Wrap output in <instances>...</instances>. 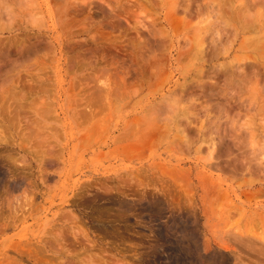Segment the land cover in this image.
I'll list each match as a JSON object with an SVG mask.
<instances>
[{"label":"rangeland","instance_id":"1","mask_svg":"<svg viewBox=\"0 0 264 264\" xmlns=\"http://www.w3.org/2000/svg\"><path fill=\"white\" fill-rule=\"evenodd\" d=\"M212 1L0 0V264H264V0Z\"/></svg>","mask_w":264,"mask_h":264},{"label":"bare ground","instance_id":"2","mask_svg":"<svg viewBox=\"0 0 264 264\" xmlns=\"http://www.w3.org/2000/svg\"><path fill=\"white\" fill-rule=\"evenodd\" d=\"M63 1V0H62ZM212 1V0H211ZM61 2V1H60ZM73 2V1H72ZM118 2V1H117ZM213 2V1H212ZM211 2V3H212ZM263 2V1H262ZM119 3V2H118ZM247 4V3H246ZM228 6V5H227ZM246 6V5H245ZM206 7V6H205ZM228 8V7H227ZM244 9V8H243ZM253 9V8H252ZM247 10V9H246ZM213 11V10H212ZM261 12V11H260ZM128 13V12H127ZM231 14V13H230ZM229 14V15H230ZM244 14H246V13H244ZM117 15V14H116ZM222 15V14H221ZM227 15V14H226ZM252 15H253V12H252ZM251 15V16H252ZM264 15V14H263ZM117 16H119V15H117ZM213 16V15H212ZM241 17H243V16H241ZM247 17V16H246ZM250 17V16H249ZM252 18H254V17H252ZM212 19V18H211ZM219 19V18H218ZM221 19V18H220ZM234 19V18H233ZM236 19H238V18H236ZM241 19V18H240ZM255 19V18H254ZM254 19H251V20H249L248 18H246V19H244V22H243V29L244 30H247L248 32H255V31H257L256 30V28H255V20ZM75 20V19H74ZM200 20V19H199ZM205 20V19H204ZM252 21H254V23L252 22ZM227 22V21H226ZM257 22V21H256ZM208 23V22H207ZM218 23V22H217ZM72 24V23H71ZM102 24V23H101ZM111 24V23H110ZM105 25V24H104ZM196 25V24H195ZM209 25V24H208ZM75 26V25H74ZM120 27V26H119ZM202 27H203V25H202ZM216 27V26H215ZM97 28V27H96ZM113 29V28H112ZM238 29V28H237ZM263 29V28H262ZM206 30V29H205ZM243 30V31H244ZM259 30V29H258ZM128 31V30H127ZM201 31V30H200ZM202 31H203V29H202ZM201 31V32H202ZM101 35H102V31L100 32V31H98ZM81 33V32H80ZM104 33V32H103ZM198 34H199V32H197ZM262 33V32H261ZM258 34H260V33H258ZM96 35V34H95ZM207 35V34H206ZM119 36V35H118ZM121 36V35H120ZM201 36H202V34H201ZM214 36V35H213ZM103 38L105 37L106 38V36H102ZM196 37V36H195ZM200 37V36H199ZM93 39H95V38H93ZM196 39H197V37H196ZM196 39H194V41H196ZM200 39H201V37H200ZM258 39V38H257ZM263 40H264V37L262 38ZM107 40V39H106ZM109 40V39H108ZM111 40V39H110ZM218 40V39H217ZM96 41V40H95ZM117 41V40H116ZM205 41V40H204ZM252 41H253V39H252ZM256 41V40H255ZM262 41V40H261ZM102 42V41H101ZM112 42V41H111ZM126 42V41H125ZM132 42V41H131ZM217 42V41H216ZM219 42V41H218ZM121 43V42H120ZM195 43V42H194ZM198 43V42H197ZM1 44V43H0ZM142 44V43H141ZM202 44H203V42H202ZM202 44H201V46H200V48L202 47ZM250 44V43H249ZM258 44H259V42H258ZM257 44V45H258ZM262 45H264V44H262ZM118 46V45H117ZM135 46V45H134ZM194 46H196V43L194 44ZM254 46H255V44H254ZM129 47V46H128ZM254 48V47H253ZM252 48V49H253ZM257 48V47H256ZM259 48L260 49H262V48H264V47H261V46H259L258 47V50H259ZM197 49V48H196ZM105 51V50H104ZM200 51V50H199ZM204 51V50H203ZM264 51V50H263ZM195 53H196V50L194 51ZM202 52V51H201ZM128 53V52H127ZM194 53V54H195ZM264 53V52H263ZM203 54V53H202ZM225 56V55H224ZM194 57V56H193ZM196 57V56H195ZM264 57V56H263ZM192 58V57H191ZM204 58V57H203ZM243 59V58H242ZM261 59H262V57H261ZM230 65L232 64V63H229ZM260 64V63H259ZM225 65V64H224ZM234 65V64H233ZM226 66V68H227V65H225ZM224 66V67H225ZM228 69V68H227ZM225 71H227V70H225ZM224 71V72H225ZM230 71V70H229ZM152 73H153V71H152ZM200 73V72H199ZM230 73V72H229ZM222 74H224V73H222ZM232 74V73H231ZM244 74V73H243ZM2 75V74H1ZM33 75V74H32ZM40 75V74H39ZM202 75V74H201ZM18 78H20L19 76H18ZM5 80H7V79H5ZM29 80H31V79H29ZM232 80V79H231ZM24 81V80H23ZM32 81V80H31ZM241 81V80H240ZM250 81H252V80H250ZM229 82V81H228ZM232 82H233V80H232ZM255 82H257V81H255ZM17 83V82H16ZM32 83V82H31ZM239 83V82H238ZM243 83V82H242ZM10 84V83H9ZM22 84V83H21ZM29 84V83H28ZM33 84V83H32ZM32 84L30 85V87L32 86ZM227 84V83H226ZM231 84V83H230ZM241 85V84H240ZM17 86V85H16ZM183 86H184V84L182 85V88H183ZM230 86V85H229ZM228 87V86H227ZM249 87H251V86H249ZM3 88V87H2ZM7 88H8V86H7ZM12 88V87H11ZM32 88V87H31ZM31 88H30V90H31ZM226 88V87H225ZM4 89V88H3ZM3 89H0V90H3ZM36 89V88H35ZM248 89V88H247ZM250 90H252L251 88H249ZM260 89V88H259ZM261 89H262V87H261ZM7 90V89H6ZM5 89H4V91H6ZM30 90H28L29 92H30ZM185 90V89H184ZM224 90V89H223ZM250 90H248V91H250ZM9 91V90H8ZM228 91V90H227ZM253 91V90H252ZM258 91V90H257ZM13 92H14V90H13ZM181 92V91H180ZM244 92V91H243ZM14 93H16V95L18 94L17 92H14ZM19 93H20V90H19ZM23 93H25L24 91H23ZM22 93V94H23ZM27 93V92H26ZM25 93V94H26ZM34 94H35V92H33ZM177 92H175V94H176ZM226 93V92H225ZM248 93V92H247ZM246 93V94H247ZM3 94V93H2ZM28 94V93H27ZM245 94V93H244ZM252 94V93H251ZM1 95V94H0ZM4 95V94H3ZM15 95V96H16ZM33 95V94H32ZM178 95V94H177ZM236 95H237V93H236ZM11 96V95H10ZM13 96V95H12ZM28 96H29V94H28ZM28 96H26V97H28ZM181 96V95H180ZM241 96H242V94H241ZM254 96L255 95H253V98H251L250 97V99L252 100V99H254ZM20 96H18V102H19V98ZM22 97V96H21ZM222 97V96H221ZM225 97H226V95H225ZM233 97H235V96H233ZM243 97V96H242ZM247 97V96H246ZM263 97H264V95H263ZM1 99H2V95H1V97H0ZM30 98V97H29ZM175 98V97H174ZM256 98V97H255ZM8 99V98H7ZM35 99V98H34ZM176 99H177V97H176ZM242 99V98H241ZM257 99V98H256ZM3 100V99H2ZM2 100H0L1 102H2ZM9 100H10V98H9ZM26 100V99H25ZM165 100V99H164ZM178 100H179V98H178ZM182 100V99H181ZM190 100V99H189ZM185 101V100H184ZM188 101V100H187ZM187 101H185V103L184 104H187L186 102ZM257 101V100H256ZM0 102V103H1ZM4 102V101H3ZM15 102H16V100H15ZM27 102V101H26ZM139 102V101H138ZM161 102V101H160ZM167 102H170V101H167ZM22 103V102H21ZM33 103H36V102H33ZM38 103H40V102H38ZM172 103V102H171ZM180 103V102H179ZM243 103H244V101H243ZM6 104H8V103H6ZM14 104V103H13ZM18 104H20V103H18ZM37 104V103H36ZM79 104V103H78ZM176 104V103H175ZM181 104V103H180ZM194 104V103H193ZM197 105V104H196ZM5 106V105H4ZM7 106V105H6ZM30 106V105H29ZM28 106V107H29ZM33 106V105H32ZM42 106H44L43 104H42ZM203 106V105H202ZM201 106V107H202ZM9 107V106H8ZM8 107H6L5 109H7V112H8ZM13 107V106H12ZM23 107H24V105L22 106V109H23ZM37 107H38V109H39V107H40V104H39V106L37 105ZM36 106H35V108H37ZM178 107V106H177ZM184 107V106H183ZM188 107V106H187ZM191 107H192V105H191ZM21 108V107H20ZM33 108V107H32ZM31 108V109H32ZM41 108V107H40ZM169 108V107H168ZM167 108V109H168ZM175 108V107H174ZM181 108V107H180ZM189 108V107H188ZM29 109H30V107H29ZM195 109V108H194ZM17 110V109H16ZM18 110H20V109H18ZM24 110V109H23ZM27 110V109H26ZM37 110V109H36ZM183 110V109H182ZM260 110V109H259ZM173 111V110H172ZM188 111V110H187ZM186 111V112H187ZM191 111V110H190ZM5 112V111H4ZM28 112L30 113V110H28ZM39 112V111H38ZM44 112V111H43ZM175 112V111H174ZM183 112V111H182ZM205 112V111H204ZM6 113V112H5ZM19 113V112H18ZM17 113V114H18ZM33 113V112H32ZM42 113V112H41ZM172 113V112H171ZM185 113V112H184ZM2 114V113H1ZM20 114V113H19ZM34 114V113H33ZM40 114V113H39ZM188 114V113H187ZM198 114V113H197ZM261 114V113H260ZM5 115V114H4ZM22 115V114H21ZM179 115V114H178ZM194 115H195V113H194ZM193 115V116H194ZM8 116H9V114H8ZM17 116H19V115H17ZM25 116V115H24ZM43 116V115H42ZM156 116V115H155ZM2 117V116H1ZM12 117V116H11ZM23 117V116H22ZM190 117V116H189ZM188 117V118H189ZM13 118V117H12ZM25 118H27L26 116L24 117V119ZM183 118V117H182ZM7 119H8V117H7ZM14 119L15 118H13V121H14ZM18 119V118H17ZM21 119H23V118H21ZM38 119V118H37ZM185 119H186V117H185ZM190 119H192V118H190ZM11 120V119H10ZM28 120H29V118H28ZM27 120V121H28ZM152 120V119H151ZM172 120V119H171ZM178 120V119H177ZM30 121V120H29ZM37 121V120H36ZM35 121V122H36ZM39 121V120H38ZM173 121V120H172ZM189 121V124H190V120H187V122ZM192 121V120H191ZM4 122V121H3ZM30 122H33L32 120L30 121ZM40 122V121H39ZM39 122H38V125H39ZM152 122V121H151ZM150 122V123H151ZM180 122V121H179ZM247 122V121H246ZM251 122V121H250ZM2 123V122H1ZM12 123V122H11ZM19 123V124H18ZM17 124L18 125H20V122H18ZM108 123V122H107ZM4 124V123H3ZM37 123H35V125H36ZM135 124H136V122H135ZM179 124V123H178ZM183 124V123H182ZM255 124V123H254ZM5 125H7V123L5 124ZM30 125V124H29ZM180 125H181V123H180ZM179 125V127H181ZM192 125V124H191ZM191 125L189 126V127H191ZM2 126V125H1ZM1 126H0V129H2L3 130V128H1ZM13 126V125H12ZM17 126V125H16ZM37 126V125H36ZM136 126H137V124H136ZM145 126V125H144ZM143 126V127H144ZM149 126V125H148ZM148 126H146V127H148ZM156 126V125H155ZM171 126V125H170ZM177 126V125H176ZM187 126V125H186ZM3 127V126H2ZM7 127V130H8V126H6ZM15 127V126H14ZM146 127H144V128H146ZM158 127H160V126H158ZM188 127V128H189ZM45 128V127H44ZM137 128V127H136ZM142 128V127H141ZM143 128V129H144ZM154 128V127H153ZM200 128H201V125H200ZM6 129V128H5ZM31 129V128H30ZM159 129V128H158ZM184 129V128H183ZM16 130H18V127H17V129ZM23 130V129H22ZM22 130H21V132L20 133H22ZM26 130V129H25ZM34 130V129H33ZM37 130V129H36ZM131 130V129H130ZM182 130V129H181ZM198 130V129H197ZM31 131V130H30ZM35 131V130H34ZM154 131H156V129L154 128ZM37 132V131H36ZM41 132V131H40ZM151 132V131H150ZM179 132H180V130H179ZM187 132V131H186ZM3 133H4V131H3ZM7 133H8V131H7ZM12 133V132H11ZM39 133V132H38ZM182 133H183V131H182ZM199 133V132H198ZM133 134V133H132ZM140 134V133H139ZM152 134V133H151ZM151 134H149V135H151ZM204 134H206V133H204ZM21 135V134H20ZM22 135H23V133H22ZM125 135V134H124ZM124 135L122 136V137H124ZM153 135H154V133H153ZM184 135V134H183ZM12 136V135H11ZM129 136V135H128ZM127 136V137H128ZM156 136V135H155ZM176 136V135H175ZM186 136V135H185ZM196 136V135H195ZM121 137V138H122ZM126 137V136H125ZM152 137V136H151ZM187 137H189V136H187ZM208 137V136H207ZM213 137V136H212ZM180 138V137H179ZM197 138V137H196ZM125 139V138H124ZM193 139V138H192ZM195 139V138H194ZM204 139H205V137H204ZM2 140V139H1ZM118 140H120V139H118ZM154 140V139H153ZM191 140V139H190ZM213 140H214V138H213ZM123 141V140H122ZM179 141V140H178ZM185 141V140H184ZM262 141V140H261ZM187 142H188V140H187ZM193 142V141H192ZM192 142H188L189 144L187 145L188 146V150H190V148L189 147H191V145H190V143H192ZM215 142V141H214ZM176 143V142H175ZM174 143V144H175ZM181 143V142H180ZM185 143V142H184ZM178 144V143H177ZM127 145V144H126ZM142 145V144H141ZM140 145V146H141ZM179 145V144H178ZM186 145V144H185ZM210 145H211V143H210ZM135 146V145H134ZM134 146H132V147H134ZM137 146V145H136ZM143 146V145H142ZM141 146V147H142ZM170 146H172V145H170ZM175 146L177 147V145L175 144ZM182 146V145H181ZM184 146V145H183ZM187 146H185V148L187 147ZM131 147V146H130ZM129 147V148H130ZM138 147V146H137ZM136 147V148H137ZM144 147V146H143ZM180 147V146H179ZM209 147V146H208ZM212 147V146H211ZM125 148V147H124ZM168 148H171V147H168ZM181 148V147H180ZM199 148V147H198ZM2 149V148H1ZM126 149V148H125ZM138 149V148H137ZM179 149V148H178ZM210 149V148H209ZM133 150H134V148H133ZM144 150V149H143ZM197 151V150H196ZM199 151V150H198ZM197 151V152H198ZM113 152V151H112ZM188 152V151H187ZM115 153V152H114ZM113 153V154H114ZM134 153V152H133ZM257 154H258V152H257ZM102 156V155H101ZM162 157V156H161ZM5 163V162H4ZM176 164V163H175ZM160 166H161V164H159ZM158 165V166H159ZM163 166H164V164H163ZM162 166V167H163ZM13 167H11L10 165L9 166H7L6 168H4V169H6V174L8 175V177H10L9 179H8V181H7V183H6V186H5V189L3 190V192H2V194L0 195V198H2V196H4V195H6V196H10L11 195V193H12V191L13 190H16L18 187H20L22 184H23V181H24V177H22V174H20L21 172H19L18 171V168H16L15 169V167L12 169ZM165 168V167H164ZM168 168V167H167ZM166 169V168H165ZM146 170V169H145ZM167 170V169H166ZM181 170V169H180ZM184 170V169H183ZM149 171V170H148ZM147 171V172H148ZM170 169H169V171L167 170V174H169L170 173ZM189 172H190V169L188 170ZM128 172H129V170H128ZM164 172H166V171H164ZM182 172V171H181ZM156 173V172H155ZM175 173V175H177V173L176 172H174ZM174 173L172 174L173 175V177H174ZM188 173V172H187ZM187 173H184V174H187ZM191 173V172H190ZM171 174V173H170ZM182 174H183V172H182ZM182 174H181V176H182ZM149 175V174H148ZM179 175V174H178ZM189 175V174H188ZM191 175V174H190ZM242 176V175H241ZM124 177V176H123ZM135 177V176H134ZM154 177V176H153ZM177 177H179L180 178V176H177ZM187 177V176H186ZM186 177H184V175H183V178H186ZM264 178V177H263ZM7 179V178H6ZM120 179V178H119ZM159 179V178H158ZM157 179V180H158ZM191 179V178H190ZM161 180V179H160ZM170 180V179H169ZM168 180V181H169ZM176 180V179H175ZM178 180V179H177ZM182 180H184V179H182ZM188 180H189V178H188ZM138 181H139V179H138ZM127 182V181H126ZM165 182V181H164ZM170 182V181H169ZM176 182V181H175ZM178 182V181H177ZM182 181H179V183H181ZM186 181L184 180V183H185ZM188 182V181H187ZM187 182H186V185H187ZM190 182V181H189ZM202 182V181H201ZM223 182H225V181H223ZM130 183V182H129ZM184 183L182 182L181 184L183 185V187H184ZM192 182H190V184H191ZM227 183V182H226ZM172 184V183H171ZM203 184V183H202ZM153 185V184H152ZM166 185H167V183H166ZM174 185V184H173ZM172 185V186H173ZM192 186H193V184H191ZM191 185H190V187L189 188H192L191 187ZM216 185V184H215ZM218 185V184H217ZM241 185V184H240ZM4 186V185H3ZM161 186H163V184L161 185ZM181 186V185H180ZM240 187V186H239ZM138 188V187H137ZM164 188H165V186H164ZM171 188V187H170ZM179 188H181V187H179ZM188 188V185H187V187H186V190H188V192L186 193V190H184V192L186 193V194H188V197H189V199H190V196H189V193L193 190H190L189 188ZM127 189V188H126ZM133 189V188H132ZM156 189V188H155ZM154 189V190H155ZM173 189V188H172ZM207 189V188H206ZM166 190V189H165ZM167 190H169V187L167 188ZM2 191V190H1ZM135 191V190H134ZM142 191V190H141ZM158 191V190H157ZM173 191H174V189H173ZM172 191V192H173ZM190 191V192H189ZM204 191V190H203ZM251 191V190H250ZM139 192V191H138ZM145 192V191H144ZM165 192H167V191H165ZM180 192H181V190H180ZM216 192V191H215ZM254 192V191H253ZM257 192H259V191H257ZM263 193H264V191H262ZM126 193V192H125ZM146 193H147V190H146ZM148 193H151L152 194V192H148ZM154 193V192H153ZM178 193V192H177ZM183 193V192H182ZM181 193V194H182ZM206 193V192H205ZM220 193V192H219ZM218 193V194H219ZM172 194V193H171ZM181 194H180V196H181ZM207 194V193H206ZM128 195V194H127ZM139 195H144L143 193H140ZM191 195V197H192V194H190ZM209 195V194H208ZM207 195V196H208ZM248 195V194H247ZM13 196V195H12ZM19 196V195H18ZM129 196V195H128ZM146 196V195H145ZM162 196V195H161ZM168 196V195H167ZM185 196V195H184ZM216 196V195H215ZM140 197H143L144 198V196H140ZM150 197H151V195H150ZM169 197V196H168ZM171 197V199L173 200V196H170ZM178 197H179V193H178ZM249 197V196H248ZM253 197V196H252ZM148 198V197H147ZM152 198V197H151ZM161 199L163 198V197H160ZM166 198V197H165ZM185 198H187V196L185 197ZM185 198H183V199H185ZM209 198V197H208ZM216 198V197H215ZM218 198V197H217ZM216 198V199H217ZM149 199V198H148ZM176 199H178L177 197H176ZM183 199H182V201H183ZM219 199V198H218ZM128 200V199H127ZM130 200V199H129ZM139 200H141V198H139ZM146 200V199H145ZM144 199H143V201H145ZM151 200H153V198L151 199ZM166 200V199H165ZM188 200V199H187ZM194 200V199H193ZM251 200V199H250ZM126 201V200H125ZM155 201V200H154ZM181 201V202H182ZM189 201V200H188ZM195 201V200H194ZM148 202V201H147ZM166 202V201H165ZM168 202H169V200H168ZM173 202H174V200H173ZM178 202V200L176 201V203ZM184 202V201H183ZM190 202H192V200H190ZM222 202V201H221ZM175 203V202H174ZM186 203V202H185ZM218 203V202H217ZM87 204V203H86ZM187 204V203H186ZM185 204V205H186ZM169 205V204H168ZM177 205H179V204H177ZM181 205V204H180ZM189 206H191L190 204H189ZM194 206V205H193ZM185 207V206H184ZM173 208V207H172ZM179 208V207H178ZM188 208V207H187ZM181 209V208H180ZM188 209H190V207L188 208ZM192 209V208H191ZM182 210H184V209H182ZM186 210V209H185ZM208 210V209H207ZM6 211V210H5ZM162 211V210H161ZM192 211V210H191ZM14 212V211H13ZM198 212V211H197ZM240 212V211H239ZM185 213V212H184ZM193 213H194V211H193ZM192 213V214H193ZM196 213V212H195ZM241 213V212H240ZM107 214V213H106ZM193 217V216H192ZM191 217V218H192ZM233 217V216H232ZM198 218V217H197ZM237 218V217H236ZM79 219V218H78ZM195 219V218H194ZM196 220H198V219H196ZM260 220V219H259ZM264 221V220H263ZM249 223V222H248ZM252 223V222H251ZM250 223V224H251ZM3 226V225H2ZM232 226V225H231ZM258 226V225H257ZM6 227V226H5ZM264 228V227H263ZM4 229V228H3ZM252 229V228H251ZM256 231V230H255ZM262 232V231H261ZM255 233V232H254ZM204 236V235H203ZM205 238H206V236H205ZM25 243V242H24ZM20 245V247H23L21 244H19ZM26 245V244H25ZM30 245V244H29ZM15 246V245H14ZM17 246V245H16ZM212 246V245H211ZM19 247V248H20ZM221 247V246H220ZM27 248H28V246H27ZM212 248V247H211ZM217 248V247H216ZM225 249V248H224ZM25 250V249H24ZM220 251V250H219ZM40 252V251H39ZM221 252V251H220ZM223 252V251H222ZM23 254H25V253H23ZM37 255V254H36ZM42 256V255H41ZM228 258V257H227ZM218 259V258H217ZM42 260H43V258H42ZM215 260H216V258H215ZM219 260V259H218ZM41 263H43V262H41Z\"/></svg>","mask_w":264,"mask_h":264}]
</instances>
